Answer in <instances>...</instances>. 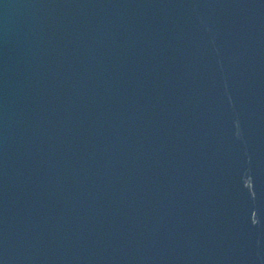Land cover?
I'll return each mask as SVG.
<instances>
[{"label": "water", "instance_id": "95a60500", "mask_svg": "<svg viewBox=\"0 0 264 264\" xmlns=\"http://www.w3.org/2000/svg\"><path fill=\"white\" fill-rule=\"evenodd\" d=\"M0 264H264V0H0Z\"/></svg>", "mask_w": 264, "mask_h": 264}]
</instances>
